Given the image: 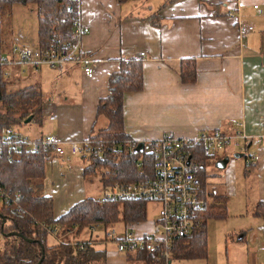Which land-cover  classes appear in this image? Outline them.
I'll return each mask as SVG.
<instances>
[{
	"label": "crops",
	"instance_id": "obj_1",
	"mask_svg": "<svg viewBox=\"0 0 264 264\" xmlns=\"http://www.w3.org/2000/svg\"><path fill=\"white\" fill-rule=\"evenodd\" d=\"M78 1L81 21L89 27L82 50L91 59V77L75 63H65L61 69L13 66L9 75L3 74L20 88L38 84L44 98L41 123L34 122L36 131L26 137L51 134L80 141L104 128L106 119L97 115V107L109 93V76L119 70L123 59L140 58L142 88L122 95L123 128L134 141L164 132L186 136L212 129L232 132L236 123H242L239 129L251 136L245 143L247 152L229 147L223 157H228L231 169L242 157L245 178L254 175L256 200L251 217L255 231L248 234L250 225L243 227L237 240L227 243L224 256L225 264H264V218L254 214L256 202L264 199V146L257 138L264 134V0ZM241 23L252 30L241 34ZM15 45L1 48L0 59L9 57ZM185 59L195 65L192 81L181 77ZM84 159L69 154L65 160L55 152L46 159L42 191L52 197L55 217L90 196L82 194L83 169L88 164L82 165ZM219 191L229 198L227 192ZM146 219L127 222L141 233L151 228L153 218ZM92 245L103 248L104 257L85 264H144L136 252L130 255L115 247ZM207 256L206 251L204 257H173L172 264H192L197 259H201L198 264H212Z\"/></svg>",
	"mask_w": 264,
	"mask_h": 264
},
{
	"label": "trees",
	"instance_id": "obj_2",
	"mask_svg": "<svg viewBox=\"0 0 264 264\" xmlns=\"http://www.w3.org/2000/svg\"><path fill=\"white\" fill-rule=\"evenodd\" d=\"M116 1L124 3L128 0ZM78 3V0H0V16L10 12L15 4L34 5L38 15V46L50 47L71 41ZM5 47L3 43L0 50ZM3 74V68H0V135L3 131L22 124L28 116H31L33 122L40 124L44 98L39 85L7 90ZM195 75L193 60H183L182 80L192 81ZM142 84V63L136 57L120 61L119 70L109 76V93L99 100L97 107V115L106 119V126L89 135L94 146L102 147V154L96 156L92 153L89 156L90 162L84 167V174L94 172L95 167L102 165L106 167L101 173L103 183L114 180L127 182L151 175L150 155L139 149L134 150L135 146L129 150V142L133 139L123 128L122 95L125 91L140 90ZM34 140V148L25 142L14 148L0 140V185L12 198L9 205L0 208V234L4 238L0 241V264H36L38 261V264H85L91 259H103V248L95 249L91 244H86L84 248L69 240L49 244L48 233L42 223L57 225L58 234H62L63 239L67 240L69 234H64L75 226L78 233L83 227L95 222L108 224L144 220L147 200L101 201L94 196H86L55 217L53 199L42 191L44 164L53 150L42 142V136ZM120 142L121 147L117 148L116 145ZM222 157L223 154H206L203 148H199L197 158L202 166L197 168L198 180L204 183L205 165L214 164L216 159ZM137 160L140 161L139 165L136 164ZM226 201V194L214 195L213 201L204 208L201 225L191 235L177 240L173 247V257L206 256V222L209 218L226 216ZM254 214L264 218V199L256 202ZM135 254L144 264H160L144 251H137Z\"/></svg>",
	"mask_w": 264,
	"mask_h": 264
},
{
	"label": "built area",
	"instance_id": "obj_3",
	"mask_svg": "<svg viewBox=\"0 0 264 264\" xmlns=\"http://www.w3.org/2000/svg\"><path fill=\"white\" fill-rule=\"evenodd\" d=\"M238 29L241 34H244L251 31L252 26L241 23ZM88 32L89 27L82 23L78 13L72 27L71 41L50 47L31 48L15 45L9 57L0 59V68L4 69L5 75H9L13 66L37 68L47 65L54 69H61L65 63H75L83 66L85 75L91 77L93 75L91 59L82 50V39ZM144 54L141 52L140 56L143 57ZM241 126L242 123H236L232 132H225L221 129L201 130L191 136L164 132L157 138L142 141L143 147L140 150L151 157V175L127 182L114 180L110 183H103L100 179L102 193L97 198L101 201L105 199L155 201L158 203V211L152 220L151 228L137 233L133 231L132 224L125 222L123 234L120 236L117 235L115 228L111 227L109 230L104 229L102 238L89 234L84 239L69 238L68 240L84 248L86 244L92 245L101 239H116V248L120 252L144 251L160 264H172L173 247L177 240L191 235L195 228L201 225L206 204L212 202L214 195L218 194V188L209 181L210 177L215 176L218 166L214 165L209 171L206 170L204 183L198 180L197 168L202 166L197 158L198 149L203 148V152L213 155H224L229 147L240 152H247L245 143L251 136L239 129ZM13 131V129L3 131L0 135L1 142L8 143L14 148H18L22 142L35 147L34 138ZM257 138L264 146V134ZM42 142L49 145L53 152L65 160L69 158V154L88 158L92 153L96 156L102 154V147L94 146L89 136L78 141L60 140L55 135L48 134L42 136ZM137 143L138 141H130L129 150ZM121 144V142L117 143V148L121 147ZM216 161L217 159L215 164ZM136 164L139 165L140 161L137 160ZM11 199L9 193L0 185V208L9 205ZM98 223L102 222L90 224V233L96 232L97 227L95 228L94 225ZM109 223L113 225L116 222ZM42 226H45L46 231L57 241L68 242L63 239L62 234H58L57 225L42 223ZM72 230L67 234H71Z\"/></svg>",
	"mask_w": 264,
	"mask_h": 264
},
{
	"label": "rangeland",
	"instance_id": "obj_4",
	"mask_svg": "<svg viewBox=\"0 0 264 264\" xmlns=\"http://www.w3.org/2000/svg\"><path fill=\"white\" fill-rule=\"evenodd\" d=\"M31 9H33L31 11ZM256 17V16H255ZM0 45L3 43L7 46L12 44L24 45L31 48H36L38 45L37 42V30H38V15L36 12V8L34 5H22L16 4L12 6L10 12H5L0 16ZM7 50L4 51V55ZM6 89L7 90H16L19 89L21 85L14 84L11 86V82L7 79ZM19 87V88H18ZM37 125L30 122H23L19 126H14V131L20 133L24 136H32L33 132L36 131ZM28 136V137H29ZM242 157L237 158V163L234 168L231 169V163H226L224 167H217V171L215 176L209 178V181L219 189L228 193L229 198H227L226 205V216L224 218H209L207 220L206 226V248L208 252V258L212 264H225V256L224 250L232 239L237 240L239 233L244 231L245 226L249 227V231H255V228H252L254 225V217H251V207L254 205L256 200V185L253 181L254 175L245 178L244 170H243V161ZM236 159V158H235ZM244 159V158H243ZM90 160L88 157H85L83 164H89ZM215 164V163H214ZM214 164L207 163L205 168L209 171L214 167ZM211 166V167H207ZM106 170L105 166L99 165L95 167L94 172H90L85 174V178L82 180V194L97 197L101 196L102 193V185H101V173ZM79 182V181H78ZM70 186L67 185L66 189H70ZM225 194V193H223ZM158 211V203L155 201H149L146 205V220H152L157 214ZM252 223V225L250 224ZM145 226L148 223H144ZM106 225V226H104ZM45 230V226H42ZM76 227V226H75ZM73 227L71 232L72 240H78V238H82L83 236H87L91 234L93 237L102 238L101 236L104 234V229L109 230L111 227L115 228L117 231V235L120 236L123 234L124 225L122 221H118L113 225L98 223L95 224L96 232L90 233V225L84 227L82 232L78 234L76 233V228ZM243 228V229H241ZM71 230L66 231L65 235ZM48 233V232H47ZM68 235V234H67ZM4 238L0 234V241ZM55 240V238L47 234V241ZM68 240V239H67ZM1 243V242H0ZM99 246L107 247L108 249L111 247H117L116 239H101L98 242ZM188 260H196V259H188ZM201 259H197V261H191L192 264H198V261ZM197 262V263H196Z\"/></svg>",
	"mask_w": 264,
	"mask_h": 264
},
{
	"label": "water",
	"instance_id": "obj_5",
	"mask_svg": "<svg viewBox=\"0 0 264 264\" xmlns=\"http://www.w3.org/2000/svg\"><path fill=\"white\" fill-rule=\"evenodd\" d=\"M31 120V116H28L25 120H24V122L26 123V122H29ZM143 147V142L142 141H139L138 143H137V145L135 146V148H134V150H137V149H141ZM237 156L238 155H240V154H236ZM227 160H228V157L227 156H225V157H223V158H220V159H218L217 161H216V165L218 166V167H223V166H225V164H226V162H227ZM189 161V157H188V159H187V162ZM3 220H4V218H3ZM11 233H17V232H11ZM39 263V261L36 263V264H38Z\"/></svg>",
	"mask_w": 264,
	"mask_h": 264
}]
</instances>
